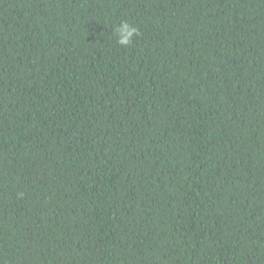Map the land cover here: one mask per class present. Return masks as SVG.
I'll return each instance as SVG.
<instances>
[{
  "label": "trees",
  "instance_id": "trees-1",
  "mask_svg": "<svg viewBox=\"0 0 264 264\" xmlns=\"http://www.w3.org/2000/svg\"><path fill=\"white\" fill-rule=\"evenodd\" d=\"M0 264H264V0H0Z\"/></svg>",
  "mask_w": 264,
  "mask_h": 264
},
{
  "label": "clouds",
  "instance_id": "clouds-1",
  "mask_svg": "<svg viewBox=\"0 0 264 264\" xmlns=\"http://www.w3.org/2000/svg\"><path fill=\"white\" fill-rule=\"evenodd\" d=\"M113 32L117 43L124 47L131 45L134 38L140 35L139 29L127 21H121L114 27Z\"/></svg>",
  "mask_w": 264,
  "mask_h": 264
}]
</instances>
